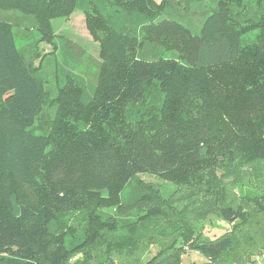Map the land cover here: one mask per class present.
I'll return each mask as SVG.
<instances>
[{"label":"trees","instance_id":"trees-1","mask_svg":"<svg viewBox=\"0 0 264 264\" xmlns=\"http://www.w3.org/2000/svg\"><path fill=\"white\" fill-rule=\"evenodd\" d=\"M172 1L0 0L34 16L44 40L51 19L79 9L101 58L96 84L58 69L46 116L44 81L0 20V264H105L150 244L138 264H178L186 245L203 264H252L264 250L232 234L264 217V22L233 14L242 0H217L193 34L162 17ZM62 51L76 63L81 49ZM214 218L233 231L193 236Z\"/></svg>","mask_w":264,"mask_h":264},{"label":"rangeland","instance_id":"rangeland-1","mask_svg":"<svg viewBox=\"0 0 264 264\" xmlns=\"http://www.w3.org/2000/svg\"><path fill=\"white\" fill-rule=\"evenodd\" d=\"M153 1L160 3L162 0ZM216 7L217 0H173L171 7L165 11L162 17L178 20L188 27L193 34H198L204 19ZM230 8L234 11L233 14L237 12V16L239 15L244 21L253 19L264 22V0H242L239 5L231 4ZM0 20L8 21L12 24V32L17 48L26 55L28 60H31L37 75L44 81L45 90L48 92V101L43 108V114L51 116L54 112L55 108L50 105V101L56 96L57 82L60 78L59 68L62 67L65 70L72 71L75 75L82 78L85 84H96L101 63L100 44L90 34L84 15L79 9H75L65 16L50 20L51 37L49 40L42 38L43 35L39 31V24L34 16L23 14L16 9H0ZM256 33V28L250 30L246 33L245 39L253 38ZM66 40L74 42L81 49L76 63L70 60L69 55H63L62 44ZM160 48L162 49L161 54L163 57L177 58L176 51L166 49L165 46ZM65 58L67 60L66 63L64 61ZM140 178L145 182L157 185L163 193L171 192L175 188L173 184L161 180L152 174L140 175ZM127 190L128 188L126 187L122 192V197H125ZM234 193L238 195V190H235ZM70 219L73 224L77 225H80L83 221L76 213ZM150 225L153 224L149 223ZM158 225H161V223H157L154 228L157 229ZM232 231V224L222 219L214 218L206 223H196L193 236L200 240H215L223 233H231ZM232 234L236 238L237 247L239 248L245 243L243 249L255 246L254 242H264V217L261 215L254 216L247 229L233 231ZM124 236L125 231L122 230L120 237ZM138 236L145 240L148 234L141 231ZM102 251H104V248H102ZM157 251L156 245L150 244L146 252L144 250L143 252L138 251V254L130 257L115 256L113 254L107 259L105 264H138L141 261L140 258L144 259L154 256ZM262 252L264 250L256 254ZM81 258L80 255H77L74 261L81 260ZM204 262V258L199 253L188 249L186 245L184 251L180 254V263L178 264H203Z\"/></svg>","mask_w":264,"mask_h":264},{"label":"built area","instance_id":"built-area-1","mask_svg":"<svg viewBox=\"0 0 264 264\" xmlns=\"http://www.w3.org/2000/svg\"><path fill=\"white\" fill-rule=\"evenodd\" d=\"M252 264H264V252L256 254L253 256Z\"/></svg>","mask_w":264,"mask_h":264}]
</instances>
